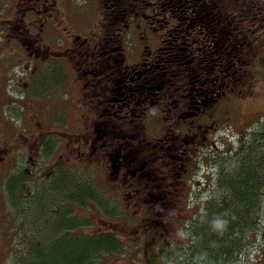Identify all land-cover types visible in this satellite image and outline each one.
Wrapping results in <instances>:
<instances>
[{
	"label": "flooded vegetation",
	"instance_id": "af4514ba",
	"mask_svg": "<svg viewBox=\"0 0 264 264\" xmlns=\"http://www.w3.org/2000/svg\"><path fill=\"white\" fill-rule=\"evenodd\" d=\"M10 2L0 20V264L20 263L67 206L81 226L61 236L143 239L150 204L182 241L232 93L218 1L96 0L92 11L72 0ZM72 174L94 183L98 201L63 195L36 224L38 198Z\"/></svg>",
	"mask_w": 264,
	"mask_h": 264
},
{
	"label": "trees",
	"instance_id": "16d2710c",
	"mask_svg": "<svg viewBox=\"0 0 264 264\" xmlns=\"http://www.w3.org/2000/svg\"><path fill=\"white\" fill-rule=\"evenodd\" d=\"M217 1L215 10H220L221 16L224 13V67L227 68L224 91L232 89V93L227 90L231 98L226 104L224 101L221 121L224 128L236 131L238 140L232 147L227 142L226 146L220 143L218 148L212 146L207 150L203 160L214 169L211 181L206 182L210 194L207 197L201 194L203 202L195 195L193 199L197 202L191 198V218L186 216V226L179 231L182 241L162 228L158 223L161 218L150 204L146 206L150 213L143 239L119 230L116 234L101 231L88 239L61 236L81 226L72 215V208L67 206L68 212L64 208L57 220L45 225L47 238L39 240L31 253L22 250L21 264H116L119 258L136 264H255L258 261L262 249L257 246L260 238L264 239V116L256 120L258 115L252 110L248 113L242 99L259 93V87L264 89V0ZM231 56L233 59H228ZM221 146L224 147L219 149ZM56 183L60 185L51 196L44 195L36 201V224L54 215L52 209L63 195L70 203L98 201L92 197L94 183L88 178L72 174ZM108 208L106 202L100 201L96 207L102 214L109 213ZM92 213L85 208L83 217L87 219Z\"/></svg>",
	"mask_w": 264,
	"mask_h": 264
},
{
	"label": "rangeland",
	"instance_id": "374dc122",
	"mask_svg": "<svg viewBox=\"0 0 264 264\" xmlns=\"http://www.w3.org/2000/svg\"><path fill=\"white\" fill-rule=\"evenodd\" d=\"M10 1L11 0H0V20L7 18L9 16V14H10L9 12H10V9L12 7V3ZM63 1H66V0H63ZM75 2H77L78 4L85 5L86 11H92V10L96 9V0H72V3L75 4ZM6 9H8V10L6 11ZM34 49H36V47H34V46L29 48V52L31 54H35ZM38 54L39 55L37 56V60H41V59L45 60L46 56H43L41 53H38ZM228 59H233V57L231 56ZM257 92H259V93L255 94L254 96H249V97L243 98L242 100L246 105L247 112L249 113V110H252L254 112V114L258 115V117H256V120H259L260 117L264 116V89H263V87H261V88L259 87V90ZM241 122H242V119L240 120L239 125L241 124ZM219 130L221 131V129H219ZM224 132L227 133V135L224 134V146H226L227 142H229V143H231L230 147H232L233 144H235L238 140L237 135H236L237 134L236 131H232L231 129H228V127L226 126L224 128ZM203 163H205V161H203ZM212 170H210V181L212 179V173L211 172H214L213 168H212ZM208 181H209V179H208ZM121 182L123 183L124 181L121 179ZM206 189L207 190L209 189L208 194H210V186H209V188L207 187ZM204 190L205 189L201 190L202 194L205 192ZM200 195H201V193H200ZM262 219L264 222V207H263ZM116 221L119 222L120 219H117ZM259 241H260V244H259L260 246L258 245L257 248L262 249V251L264 253V244H263L264 239L260 238ZM261 253H260V255H261ZM262 258H263V255H262ZM262 258H261V260H262ZM260 261H259V259H258V261L256 260L255 264H261ZM116 264H136V263H135V261L127 262L125 259L119 258L116 261Z\"/></svg>",
	"mask_w": 264,
	"mask_h": 264
}]
</instances>
